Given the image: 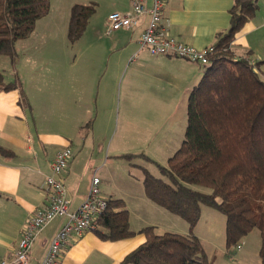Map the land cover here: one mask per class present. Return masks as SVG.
I'll return each instance as SVG.
<instances>
[{
  "label": "crops",
  "instance_id": "obj_1",
  "mask_svg": "<svg viewBox=\"0 0 264 264\" xmlns=\"http://www.w3.org/2000/svg\"><path fill=\"white\" fill-rule=\"evenodd\" d=\"M92 4L96 12L97 5ZM109 5L102 8L99 3L100 16L93 19L92 15L82 38L73 43L85 41L87 52H70L67 26L73 3L68 0L57 8L50 6L48 14L37 20L32 33L19 40H27L25 49L18 46L19 41L15 43L17 59L13 63L10 60L13 79L9 76L7 82H18L20 89L0 91V148L9 153L0 151V259L13 257L27 218L48 205L45 179L50 175L55 154L62 149L71 151L62 173L70 210L84 200L94 172L100 178L101 197L123 201L113 190L105 188V182L112 178V170L105 169L111 163L109 159L142 152L125 153L129 152L125 151L129 141L126 132L117 136L115 132L110 140L109 131L106 141L96 145L95 127L105 113L106 101L111 104V112L114 114L118 108L117 116L121 112L126 122L137 120L141 117L138 113L150 107L158 144L149 149L147 156L158 164H163L162 159L167 162L181 145L178 144L186 126L188 97L204 75L205 67L139 50L138 39L146 17L132 30L120 29L106 35L107 16L128 11L130 1L110 0ZM257 5L254 17L242 26L229 46L235 59L256 62L264 56V0H258ZM232 6L233 0H164L163 19L169 22L172 37L203 49L215 45L217 35L227 32ZM87 27L91 36L100 33L104 38L85 39ZM259 72L264 79V64L259 66ZM120 80L124 82V96L121 100L119 92L116 104ZM131 140L140 137L135 135ZM142 199L153 217H141L139 225H134L133 212L123 201L132 236L109 241L100 239L94 231L85 232L69 240L56 264H119L144 242L140 232L144 227H152L159 235L189 232L188 228L184 231L154 223V217L169 219L173 214ZM63 222V218L55 219L37 236L27 264H39Z\"/></svg>",
  "mask_w": 264,
  "mask_h": 264
},
{
  "label": "trees",
  "instance_id": "obj_2",
  "mask_svg": "<svg viewBox=\"0 0 264 264\" xmlns=\"http://www.w3.org/2000/svg\"><path fill=\"white\" fill-rule=\"evenodd\" d=\"M257 1L233 0L229 28L217 35L205 73L190 92L183 140L166 164L160 165L142 153L121 156L144 158L156 166L161 177L141 169L146 195L183 219L189 232L159 235L152 227H144L140 230L144 242L119 264H214L192 233L202 205L225 217L227 250L257 229L260 264H264V79L259 72L264 56L256 62L235 59L229 48L236 33L254 17ZM49 9L50 0H0V56L15 62V43L27 38ZM94 12V4L72 6L67 26L71 44L84 33ZM15 89H20L19 83L5 82L0 72V91ZM106 202L95 234L109 241L132 236L123 201Z\"/></svg>",
  "mask_w": 264,
  "mask_h": 264
},
{
  "label": "rangeland",
  "instance_id": "obj_3",
  "mask_svg": "<svg viewBox=\"0 0 264 264\" xmlns=\"http://www.w3.org/2000/svg\"><path fill=\"white\" fill-rule=\"evenodd\" d=\"M74 5H89L95 3L96 12L91 18L95 19L98 14V5L101 3L102 8H108L110 0H68ZM103 2H106L103 3ZM63 0H50V6L52 8H57L58 5H62ZM72 8V7H71ZM71 10V9H70ZM70 16V13H69ZM91 20V19H90ZM89 20V22H90ZM90 27H87L84 38L93 40L96 37L104 38L102 34L97 33L95 36H91L89 31ZM82 38V35L81 37ZM18 46L22 49H25L27 46L26 41H19ZM68 46L70 52H87L88 47L85 41H80L77 44H71L68 41ZM78 47V48H77ZM18 53V52H17ZM24 59V58H23ZM15 68V67H14ZM12 67L10 66V59L6 56H0V72L4 74L5 81H9L10 72ZM13 77L10 76V80ZM119 92L120 98L123 99L124 96V82L121 80L118 83V88L116 90V104L119 102ZM105 102L103 106L105 113L103 117H100L98 124L95 127V143L98 146L102 142L106 141L107 133L111 131V137L116 136L120 132H126L129 141L127 142L128 147L126 148L125 153H144L149 155V149L158 144V134H155L154 123H151L150 118L152 117V111L149 108H145L142 112L138 113L141 117L137 120L132 119L131 121L126 122L121 117V112L118 115V108L115 109V112H111V104ZM150 121V122H149ZM137 135L140 137V140L134 141L131 140ZM149 138V140H148ZM181 141L178 145L181 144ZM179 147V146H178ZM136 152H133V150ZM178 149V148H177ZM176 151V150H175ZM174 151V152H175ZM98 152V151H97ZM173 152V153H174ZM173 153L171 155H173ZM171 155L167 156L169 158ZM153 159L152 157H150ZM154 160V159H153ZM111 163L105 169L112 170V178L109 181H106L105 188L108 190H113L115 195L121 197L125 202V206L128 210H131L134 215L133 223L134 225L141 223V217H153V214H150V210L144 206L141 202V198H144L145 202L148 204H154L153 201L149 199L146 195L144 186H143V174L142 168L146 169L153 177H161L156 166L151 162H148L144 158H133V159H109ZM164 161V162H163ZM167 161V160H166ZM163 164L165 165V160L162 159ZM160 164V163H159ZM205 192H209L208 189H203ZM116 197V196H115ZM148 200V201H147ZM156 204V203H155ZM154 206V205H153ZM162 210L165 208L161 207ZM166 210V209H165ZM169 219L164 218L163 216L154 217V223H158L161 226H171L176 229H185L188 228V224L178 216L169 215ZM225 217L219 213L217 210L202 205L200 207L199 219L196 222L195 226L192 229V232L195 233L201 241V245L207 254V258L214 264H260L259 258V249H260V236L257 229L251 230L245 237L241 239L238 245L240 248L237 250L231 248L226 249V240H225ZM179 233V232H178ZM213 259V260H212Z\"/></svg>",
  "mask_w": 264,
  "mask_h": 264
},
{
  "label": "built area",
  "instance_id": "obj_4",
  "mask_svg": "<svg viewBox=\"0 0 264 264\" xmlns=\"http://www.w3.org/2000/svg\"><path fill=\"white\" fill-rule=\"evenodd\" d=\"M129 1L128 11L113 12L107 16L106 35L120 29L132 30L146 17V25L138 39L139 50L144 49L152 56L179 58L200 66L208 65L209 56L215 51L214 47L196 49L172 37L169 33V22L163 19L164 0H150V4H147V0ZM70 157L69 148L55 154L50 164V175L45 179L49 203L27 218L13 257L0 259V264H27L37 236L57 218H63L64 222L51 238L39 264H56L69 240L77 239L96 228L99 217L107 208L106 200L100 195V178L95 172L92 174L84 200L75 210H70L62 180V173ZM239 248L240 245L235 247L237 250Z\"/></svg>",
  "mask_w": 264,
  "mask_h": 264
}]
</instances>
